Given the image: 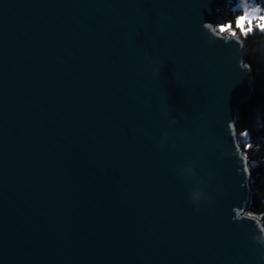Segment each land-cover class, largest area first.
<instances>
[{"label": "water", "instance_id": "95a60500", "mask_svg": "<svg viewBox=\"0 0 264 264\" xmlns=\"http://www.w3.org/2000/svg\"><path fill=\"white\" fill-rule=\"evenodd\" d=\"M225 4L0 0V264H262L231 222L250 181L224 155L251 76L202 31ZM187 160L211 176L200 212Z\"/></svg>", "mask_w": 264, "mask_h": 264}, {"label": "clouds", "instance_id": "9594fccd", "mask_svg": "<svg viewBox=\"0 0 264 264\" xmlns=\"http://www.w3.org/2000/svg\"><path fill=\"white\" fill-rule=\"evenodd\" d=\"M202 31L209 45L222 43L232 46L238 67L245 74L250 75L253 72L251 61L246 59L248 56L254 57L258 64L264 65V0H226L224 17L217 23L204 22ZM144 56L146 60H150L149 53L144 52ZM163 67L161 63L152 66L151 76L154 80L161 77ZM205 67H210V65L206 64ZM165 115L167 116L168 112ZM255 117L257 130L264 128L261 125L264 113L257 110ZM179 122L178 118L173 117L169 127L175 126ZM138 131H143V129ZM225 132L227 136H230L234 150L226 152L224 155L237 158L242 164V172L246 181H250L253 168L264 164V155L261 154L264 148L252 141L249 128H238L235 122H229ZM170 139L168 132L163 133L159 140V146L164 148ZM240 141H244V143L241 144ZM172 147L175 148V144ZM178 175L193 185L189 192L188 203L193 206L196 212H200L204 206L215 205V197L208 191L211 176L208 180L200 178L196 160H187L185 165L180 167ZM215 191L224 196L228 195L222 184H218ZM258 195L261 196V206L254 209L249 206L247 200L242 201L240 205L232 207L231 222L241 226L251 225L246 231H248L252 243L258 246L259 260L264 264V193H258ZM149 231L153 232L154 230L150 227Z\"/></svg>", "mask_w": 264, "mask_h": 264}, {"label": "trees", "instance_id": "16d2710c", "mask_svg": "<svg viewBox=\"0 0 264 264\" xmlns=\"http://www.w3.org/2000/svg\"><path fill=\"white\" fill-rule=\"evenodd\" d=\"M225 10L226 4L223 11L225 12ZM223 17L224 13L220 20ZM246 59H249L253 65V72L250 74L251 92L244 103L237 109L236 126L238 128H249L252 134V141L264 148V128L257 130L255 124L256 111L260 110L261 113H264V65L258 64L254 57L248 56ZM261 125L264 126V120L261 121ZM261 154L264 155V151ZM249 187V206L258 209L261 206V196L258 193H264V164L253 168Z\"/></svg>", "mask_w": 264, "mask_h": 264}, {"label": "rangeland", "instance_id": "374dc122", "mask_svg": "<svg viewBox=\"0 0 264 264\" xmlns=\"http://www.w3.org/2000/svg\"><path fill=\"white\" fill-rule=\"evenodd\" d=\"M240 142H242V141H240Z\"/></svg>", "mask_w": 264, "mask_h": 264}]
</instances>
